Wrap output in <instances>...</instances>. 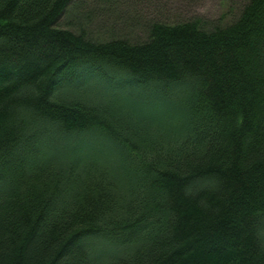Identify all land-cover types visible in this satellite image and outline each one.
Masks as SVG:
<instances>
[{
	"label": "trees",
	"instance_id": "1",
	"mask_svg": "<svg viewBox=\"0 0 264 264\" xmlns=\"http://www.w3.org/2000/svg\"><path fill=\"white\" fill-rule=\"evenodd\" d=\"M77 0H0V264H264V0L97 40Z\"/></svg>",
	"mask_w": 264,
	"mask_h": 264
},
{
	"label": "rangeland",
	"instance_id": "2",
	"mask_svg": "<svg viewBox=\"0 0 264 264\" xmlns=\"http://www.w3.org/2000/svg\"><path fill=\"white\" fill-rule=\"evenodd\" d=\"M248 0H77L76 6L63 15V28L91 38L112 37L131 41L146 38L152 22L176 24L206 19L228 24L235 20Z\"/></svg>",
	"mask_w": 264,
	"mask_h": 264
}]
</instances>
